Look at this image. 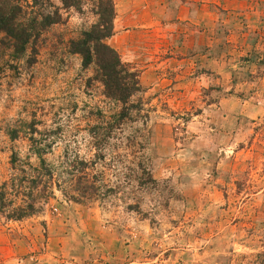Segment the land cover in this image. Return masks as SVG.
Masks as SVG:
<instances>
[{"label": "rangeland", "instance_id": "1", "mask_svg": "<svg viewBox=\"0 0 264 264\" xmlns=\"http://www.w3.org/2000/svg\"><path fill=\"white\" fill-rule=\"evenodd\" d=\"M113 2L106 42L138 71L132 99L146 119L125 121L104 159L89 130L116 107L65 47L93 15L61 10L33 58L0 31V186L12 156L37 164L31 137L49 143L55 170L40 213L0 214V264H264V0ZM134 129L147 138L138 155L154 183L144 187L128 179ZM66 155L96 162L89 171L119 188L70 200Z\"/></svg>", "mask_w": 264, "mask_h": 264}, {"label": "trees", "instance_id": "2", "mask_svg": "<svg viewBox=\"0 0 264 264\" xmlns=\"http://www.w3.org/2000/svg\"><path fill=\"white\" fill-rule=\"evenodd\" d=\"M32 1L33 4L30 5L26 0H0V31L10 39L11 46L16 52L24 53L31 48L29 58L36 55L33 44L39 40L42 33L52 25L63 23L61 10L65 12L74 10L81 15L90 13L94 17V21L78 36L67 40L65 47L69 53L81 57L84 69L93 67L94 74L90 80L102 85L104 96L116 107L109 115L99 113L102 119L89 130L92 147L97 150L93 157L101 156L104 159L108 139L116 130H122L125 121L133 123L146 119L141 98L138 97L136 101L132 99L143 91L138 71L124 62L119 53L106 42L113 34L114 2L59 0L61 6H56L51 4L50 0ZM11 134L15 138L16 130ZM125 139L126 149L138 158L137 161H132V167H128L131 172L128 179L136 182L138 187L154 183L147 162L138 155L146 144V135L141 129H134L125 136ZM31 144L30 151L37 157V164L32 165L29 157L27 161H23L18 156H12L11 165L15 174L0 186V214L8 219L21 220L40 213L43 210V202L51 192L49 185L53 181L55 170L43 157L49 143L43 144L31 137ZM95 164L96 162L91 160L78 159L76 155L72 159L66 155L62 172L67 176L61 182L66 183L64 194L70 200L86 202L103 198L108 192H114L119 188L117 185L106 184L100 173L89 171ZM62 172L58 175L59 178ZM17 199L20 200L19 203L16 202ZM135 205L138 206V203ZM128 208L133 207L128 205Z\"/></svg>", "mask_w": 264, "mask_h": 264}]
</instances>
